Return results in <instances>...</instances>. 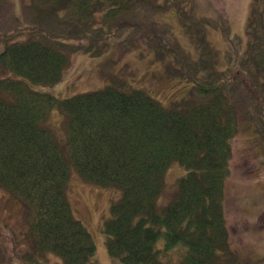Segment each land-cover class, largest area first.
Instances as JSON below:
<instances>
[{"label":"trees","instance_id":"1","mask_svg":"<svg viewBox=\"0 0 264 264\" xmlns=\"http://www.w3.org/2000/svg\"><path fill=\"white\" fill-rule=\"evenodd\" d=\"M190 1L41 0V15L56 17L64 10L71 18L56 22L51 33L39 29L37 36L11 41L0 51V187L26 209L25 263L53 264V255L60 264H98L92 233L74 215L66 193L71 178L67 158L83 179L121 189L103 226L107 250L121 264L239 263L230 243L225 186L239 130L235 79L242 71L225 73L216 67L217 58H205L212 50L201 32L208 21L198 19L200 32L193 38L182 5ZM141 2L161 11L175 7L183 28L202 43L203 57L193 72L184 70L187 59L178 57L177 49H168L180 65L175 69L191 83L186 94L168 104L144 89L126 90L116 79L101 89L61 98L6 75L14 71L34 83L57 82L69 53L95 45L69 43L60 35L88 37L96 13L106 5L111 6L104 16L114 17ZM255 13L254 5L247 24L248 57L242 64L251 61L264 84V45L253 29ZM100 50L98 46L95 52ZM55 108L66 115L68 157L65 143L63 151L46 123ZM174 162L184 173L173 197L159 205L165 172ZM160 236L162 246L157 244ZM255 263L264 264V257Z\"/></svg>","mask_w":264,"mask_h":264},{"label":"rangeland","instance_id":"2","mask_svg":"<svg viewBox=\"0 0 264 264\" xmlns=\"http://www.w3.org/2000/svg\"><path fill=\"white\" fill-rule=\"evenodd\" d=\"M182 5L189 12L187 21L191 23L193 38L200 32L196 30L198 19L208 21L201 32L206 35L212 50L205 53V58H217L216 67L225 73H233L234 69L242 71L241 76L235 79L239 130L233 139L231 172L225 186V212L230 243L240 259L238 264H257L255 261L264 257V84L251 61L246 62L248 65L242 63L248 57L247 24L254 5L253 29L259 33L258 37L264 45V0H192ZM43 6L41 0H0V51L11 41L37 36L39 29L42 33H51L57 28L56 22L62 23L71 18L64 10L56 17L41 15L45 14L40 8ZM110 6L106 5L104 10ZM175 9L156 10L141 2L114 17H105L104 10H100L95 15L92 27L95 29L88 31V37L59 36L69 43L95 41L89 51L69 53L70 61L63 69L60 80L34 83L14 71H8L6 75L23 79L33 89L61 98L101 89L116 79L124 84L122 88L126 90L141 88L168 104L186 94L191 84L185 80L183 73L175 69L174 66L180 65L169 55L168 49H177L178 57L187 59L185 71L193 72L195 62L203 57L202 43L192 40ZM98 46L101 50L95 52ZM65 116L59 108H55L46 123L53 128L63 151L65 143L64 153L68 157ZM67 159L71 179L66 193L74 215L92 233L96 244L93 259L98 264H121L109 254L103 230L105 220L110 217L111 204L119 199L121 189L115 185L104 186L84 180L72 161ZM183 173L178 162L166 170L165 185L157 199L159 205L166 204L173 197ZM25 211L21 201L0 187L2 264H28L22 260V253L28 245L24 235L27 228ZM163 240V236L158 238V246H162ZM178 258L179 252L173 261ZM52 262L60 264L61 260L52 255Z\"/></svg>","mask_w":264,"mask_h":264}]
</instances>
